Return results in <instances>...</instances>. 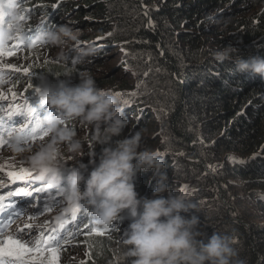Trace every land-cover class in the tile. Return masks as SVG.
Segmentation results:
<instances>
[{"label":"trees","instance_id":"obj_1","mask_svg":"<svg viewBox=\"0 0 264 264\" xmlns=\"http://www.w3.org/2000/svg\"><path fill=\"white\" fill-rule=\"evenodd\" d=\"M76 3L79 13L94 22V33H111L109 44L125 49L120 66L122 71L123 64L127 67L129 79L117 82L126 89L137 82L141 92L131 98V111L143 106L165 119L162 133L144 115L137 121L135 129L153 133L152 146H145L171 154L163 162L167 177L183 187L201 183L203 188L195 192L203 194L198 197L213 198V205L199 213L207 240L213 232L227 234L244 264H264V77L237 72L234 63L241 57H264V0ZM228 45L236 49L231 59H216L214 53ZM38 68L51 82L61 81L71 70L63 64ZM216 191L225 203L217 200ZM86 233L77 235L72 245L83 243L88 251L83 262L93 264L97 255L108 254L103 243L107 237L97 238L96 233H103L97 230Z\"/></svg>","mask_w":264,"mask_h":264},{"label":"clouds","instance_id":"obj_2","mask_svg":"<svg viewBox=\"0 0 264 264\" xmlns=\"http://www.w3.org/2000/svg\"><path fill=\"white\" fill-rule=\"evenodd\" d=\"M40 1L17 0L16 3V0H5L9 10L6 17L7 24L25 34L23 42L16 39L9 41V36L14 33L9 32L7 27L0 29V47L13 48L16 52V55L11 56L12 58L0 57V61L2 59L10 61L23 52L41 51L46 44L51 47H61L78 38L80 35L78 30L68 25L60 26L62 17L56 21V17L60 15L58 7L52 8V4L47 3L49 0H43L39 5ZM29 10H31V15H28ZM46 15L47 18L43 21L56 24L58 27L56 31L46 32L48 28L41 24L42 17ZM22 16L25 19L21 20ZM30 25L32 31L28 32ZM37 25H41V35L35 37ZM90 42L84 41L85 44ZM16 45L19 47H15ZM112 46L106 39L95 38L94 43L88 44L87 48L75 47L66 53L63 65L70 66L71 60L68 59L74 53L78 54L77 57L91 56L105 59L104 54L109 53ZM234 52L236 49L228 45L215 52L214 57L219 60H228ZM234 63L237 72H250L264 77V57L254 56L247 59L241 57ZM83 66L76 65V69ZM38 70V75L42 77L40 84L31 83L32 87L25 91L29 83L20 82L16 86V91L21 97L15 103L23 107L25 98L28 99L35 110L33 119H40L45 124L49 139L35 146L24 147L20 136L22 134L13 132L12 151L17 154L27 153L24 160L36 173L34 177L37 180L27 185L21 182L11 183L7 176L9 171H0L1 174L7 176L0 180L3 182L0 185V194L6 196L4 203L7 205L6 211L0 213V217H9L15 211L27 208L23 216L11 222L6 233L10 232L21 219L36 214L44 202V200H40L42 202L35 200L38 194H34L33 197L7 196L6 189L10 191H14L17 187L31 189L33 186L40 185L37 181H42L48 185L59 186V194L56 195L58 209L53 219L57 223H64L65 227L69 224L68 230L74 231L78 226L79 234H81L89 232L87 230L96 229L108 237L114 228L122 227L126 223L127 229L123 234L122 244L125 249L123 255L128 259L129 264H244L238 258V253L232 246V238L229 235L213 232L207 240L206 231L203 234L197 231L199 223L197 216L186 217L190 211L197 210L194 203L181 197L180 194L172 197L160 194L167 189V175L162 170L164 168L163 156L158 158L156 151L147 146H141L146 129L136 131L131 137L115 141L114 146L104 147L98 163L91 170H86V168L91 167L92 164L63 167V151L73 154L71 157L73 159L80 156L83 151L84 138L79 137L75 128L68 126L69 123L78 120L90 126L93 130L91 141L94 144L109 145L112 138L120 136L129 123L127 112H132L130 109L132 104L128 106L123 101L131 100V97L118 98L110 94L116 90L98 89L100 86H96L94 78L87 72L79 76L78 84L71 85L69 82H73L67 78L61 81L53 79L51 82L49 81L51 77L44 76L41 69L38 68ZM70 72L69 69L65 75H71ZM4 73L6 71L0 69L2 76ZM16 82H19V79ZM21 117L14 115L11 120H8L4 113H0V124L19 126L24 119L23 116ZM5 138L8 139L6 133ZM4 153L0 152V154ZM92 155L93 153L90 157ZM203 168L208 172L205 166ZM18 171L16 169L12 172ZM64 171L70 172L62 178L60 172ZM152 171L156 177L154 191H150L151 182L148 181ZM208 173L211 177L210 172ZM138 180L142 183L140 187L144 184L146 190H149L144 196H149L151 199L138 195L140 191L137 189V193L134 185ZM50 191H55V189ZM40 195L48 197L50 193L45 192ZM33 202H37L36 209L31 208ZM221 202L225 203L222 199ZM78 208L80 210L76 219L72 220L71 213ZM233 221L236 220L233 219ZM57 223L52 226H56ZM84 225L88 227L85 228ZM61 233L66 234L63 229ZM99 237L102 236H97ZM78 244L85 248L83 243Z\"/></svg>","mask_w":264,"mask_h":264},{"label":"rangeland","instance_id":"obj_3","mask_svg":"<svg viewBox=\"0 0 264 264\" xmlns=\"http://www.w3.org/2000/svg\"><path fill=\"white\" fill-rule=\"evenodd\" d=\"M81 2V0H79ZM76 0H65L64 2H59L58 3V14H62V24L61 25H68L74 30H78L80 32V35L78 36L77 40L80 42L79 49L82 48H87L88 44L91 45L94 43L95 38L101 37L99 36V33H94L93 31V23H90V17L82 15L80 12V9L76 7ZM47 18L46 16L42 17V20H45ZM53 17H51L52 19ZM94 18V17H93ZM50 19V20H51ZM95 19V18H94ZM56 25V24H55ZM58 27L56 26L55 30ZM52 32V30L48 29L46 32ZM102 37H107L106 35ZM106 39V38H104ZM103 39V40H104ZM90 42L88 44H85L84 41ZM76 43V41H70L66 45H63L61 47H51L46 44L43 50L41 51H35V52H23L19 53L17 56L14 57L12 60L5 61V59H2L0 61V69H3L6 71V73L3 74L2 79L5 81L4 84H0V90L4 91L6 95L9 96V100H11V95L8 92V89H11L17 94V97H21L18 95L16 91V86L22 82V81H27L28 83H38L40 84L42 77L38 75L39 70H38V65L42 66L44 64H64L65 58L64 55L68 53L70 50H72L73 45ZM99 44V43H98ZM119 48L116 50V48ZM112 46L111 50L109 53L104 54L105 59H100V58H92L91 56L87 57H77L78 54L74 53L72 57H70L68 60H71L70 62V67H71V75L69 74L66 78L72 81L73 83H70L71 85H76L80 82V75L82 73H89L95 80V84L100 86L98 89H112L116 91H120L122 93H128L131 91L137 92V95H140V89L137 88V82H134L132 86H130V89H126L123 87H120V83L117 82L119 79L122 78V80H127L129 79V71L127 67L123 64L125 67L124 70L122 71V68L120 66V62L122 60V57H125V49L123 47L119 46ZM74 57V60H73ZM12 58V57H11ZM6 64H12L16 67H19L21 69L23 68H29L30 75L26 76L23 74V71L16 72L13 71L12 69H9L5 67L4 65ZM96 64H102V65H96ZM76 65H84L80 69H76ZM35 73V75H34ZM33 74V75H31ZM46 75V72H45ZM131 76L133 77L132 73ZM19 79V82H16V80ZM140 84H145L144 81H140ZM135 96V97H136ZM132 98V97H131ZM7 103V102H4ZM132 104V103H131ZM128 114V125L122 130L120 136L113 137L112 141L110 142L109 145H99V144H94L91 141V135H92V128L90 126L82 124L78 120H73L69 123L68 126L74 127L75 130L77 131V134L79 137L84 138V143H83V151L80 156L75 157L74 159L71 158L73 154L67 153L66 151L62 152V164L63 167L66 166H78L80 164H92L91 167L86 168V170H91L92 167L95 166L96 163H98L99 156L101 154V151L104 147L108 146H114L115 141L124 139L125 137H131L138 129H135L136 123H137V117L141 116H146L149 118V122L151 124H156V131L155 132H163V128L161 124H165V119H159V116L157 113L150 112L148 110H145L143 106L139 107L137 110L132 111V112H127ZM138 114V115H135ZM140 121H144V118L141 119ZM145 122V121H144ZM161 125V127H160ZM165 126V125H163ZM139 128V127H138ZM152 132L150 130H146L144 134V138L141 142V146L144 147L145 144H149V146H152ZM49 137H47L43 142L40 140L33 142H29L28 144H24V147H27L28 145L35 146L38 143H44L47 142ZM163 137L160 136L159 140H162ZM157 156H163L162 161L167 163L169 161L170 156L167 155V153L155 149ZM0 152H5L4 154H0V167H3L4 171H14V170H20V168H26L31 170V168L28 166V164L25 162L24 157L27 155V153H22V154H17L14 151H12V147H7L5 146ZM93 153V155L90 157V154ZM162 154V155H161ZM13 157V158H11ZM165 158V160H164ZM94 160L95 162L91 163V160ZM172 167V166H171ZM170 167V168H171ZM81 170V169H80ZM32 171V170H31ZM33 176H36V173L34 171ZM70 171H64L60 172V175L62 178L66 177ZM209 175L208 172H206ZM7 176L5 174L0 173V180L5 179ZM148 181L151 182L150 186V191H154L155 186H156V177L152 174L150 175V178ZM38 184L44 183L45 182H40L37 181ZM140 181H136L135 185V190L137 192V189H139L140 193L138 194L139 196L143 197L145 192L147 193L148 191L146 190V187L144 184L140 187ZM166 185L167 189L164 193H160L162 195H168V197H172L173 195H179L188 201L194 203L196 205L197 210H192L190 213L186 214V217L195 215L198 218V225H197V231L200 234L205 233V229H207L205 226L200 224L201 219L199 218V213L202 211V209L207 205V206H212L213 204L211 203V200L213 199L212 197L209 198H201L198 196H201L203 192L201 191L199 194L198 190H201L203 188V184L197 183L193 185L192 187H183L181 184L176 181L173 178L167 177L166 180ZM59 187V186H58ZM181 188H186V190L181 191ZM213 192V189H211ZM138 193V192H137ZM193 193H196V198H192ZM217 200L220 198V195L218 191L215 192ZM189 196V198L187 197ZM144 198H149V196H144ZM221 200V198H220ZM206 203V204H205ZM22 204V203H21ZM226 208H228L227 204L225 205ZM58 208L54 209L53 212L51 213H46L45 215L42 216H37V219L34 221H29L26 218L21 219L20 222H18L16 225H14L13 229L10 232H15L17 227L22 226L26 222L34 223V224H51L54 225L57 223L56 220H54V216L56 214ZM69 224L66 225L65 228H69ZM117 226V225H116ZM115 229V230H114ZM108 235L107 240L103 241L105 244V247L107 249L108 254L105 256L97 255L96 258L98 261L95 259L93 260V264H129L128 259H126L123 255L125 249L122 244V240L124 238L123 234L125 233L127 229V224L125 223L122 227L117 226L114 228ZM201 229V230H199ZM118 238V240H117ZM197 238V237H196ZM85 248L83 245L78 244V245H69L66 246L65 250L61 252V264H81L82 261L86 258L87 255H85Z\"/></svg>","mask_w":264,"mask_h":264},{"label":"snow or ice","instance_id":"obj_4","mask_svg":"<svg viewBox=\"0 0 264 264\" xmlns=\"http://www.w3.org/2000/svg\"><path fill=\"white\" fill-rule=\"evenodd\" d=\"M58 3L52 4L51 7H58ZM8 14L9 10L7 9L5 0H0V29L7 27L9 32L14 33V35L9 36V41L16 39L20 42H23L25 33L20 30L16 31L12 25L7 24L6 17ZM28 15H31V10H29ZM23 19H25V17L22 16L21 20ZM41 24L52 31H54L56 28L55 24H51L50 22H45L43 20L41 21ZM149 24H152L151 20L149 21ZM27 31H32L31 25L28 27ZM40 35L41 25H37L35 27V37ZM110 35L111 33L106 34V36ZM104 38L106 37H98L97 39ZM74 41H76V43L73 45V47H79L80 42L77 39ZM15 47H19V45H16ZM14 55H16V52L13 50V48L6 46L0 47V57L6 58ZM4 66L16 72L23 71V74L26 76L30 75L29 68L21 69L12 64H6ZM144 75L146 77L148 72H145ZM0 77H2V74H0ZM4 83L5 81L0 78V84ZM31 87L32 84L29 83L25 91ZM136 87L139 88L140 85L137 84ZM8 92L11 95V100H9V96L6 95L4 91L0 90V113H4L8 120H11L14 115L23 116L24 119L19 124V126H5L0 124V150H2L5 146H12L11 138L14 131L22 134L20 136L22 137V142L24 144H28L30 141L34 143L37 140L43 142L47 137H49L48 129L40 119H33V113L35 110L28 102V99L25 98L24 106L21 107L15 103L18 99L17 94L11 89H8ZM110 94L115 95L118 98H121L122 96L135 97L137 92L131 91L128 93H122L120 91H116L110 92ZM4 102H7L6 106ZM131 102L132 101L129 99H125L123 101V103L128 106H130ZM140 118L141 117L138 116L137 121H139ZM5 133L7 134L8 139L5 138ZM201 143H204L203 138H201ZM261 151L264 152V147H262ZM226 159L233 162L236 161L235 157H227ZM216 167H222V165L214 166L213 170H215ZM3 170V167H0V171ZM7 176L9 177L11 183L21 182L25 185L31 184L33 181L37 180L36 177L33 176V172L31 170L23 167L20 168L18 172H7ZM2 184L3 182L0 181V185ZM51 189H55V191H50ZM184 190H186V188H181V191ZM45 192H49L50 195L48 197L40 195ZM34 194H38L35 196L36 201L44 200V203L36 214L28 215L27 219L29 221L36 220L37 216L51 213L58 207V201L56 200V195L59 194L58 186L41 183L39 186H33L31 189L28 187H17L13 192L7 193V196L18 195L22 197H33ZM5 199L6 196L0 194V213L6 211L7 205L4 203ZM37 206V202L31 203V208L36 209ZM79 210L80 208L74 209L72 211V220L76 219ZM26 212L27 208L19 209L8 217L7 223L0 225V264H61L60 254L65 250L66 246L73 244V241L80 232L79 227L77 226L74 231H70L65 228V224L62 222H58L56 226L47 224V222H45V224L26 222L22 226L17 227L15 232L6 233V229L10 227L11 222H14L15 218L23 216ZM84 227L87 228L88 225H84ZM62 229L66 234L61 233ZM93 232H96V230H91L86 234L92 235ZM96 234L103 235V233ZM85 254L87 255V253ZM81 264H84V262L82 261Z\"/></svg>","mask_w":264,"mask_h":264},{"label":"bare ground","instance_id":"obj_5","mask_svg":"<svg viewBox=\"0 0 264 264\" xmlns=\"http://www.w3.org/2000/svg\"><path fill=\"white\" fill-rule=\"evenodd\" d=\"M35 116H37L38 117V115H35ZM21 116L19 115V118H20ZM22 118V117H21ZM18 120V118L15 120V122ZM1 121V120H0ZM6 192H13V191H10V190H7L6 189ZM39 202H42V201H39ZM44 202H42V204H43ZM7 220H8V216H3V217H0V225H2V224H4L5 222H7Z\"/></svg>","mask_w":264,"mask_h":264},{"label":"water","instance_id":"obj_6","mask_svg":"<svg viewBox=\"0 0 264 264\" xmlns=\"http://www.w3.org/2000/svg\"><path fill=\"white\" fill-rule=\"evenodd\" d=\"M211 179L214 180L213 177H211ZM246 227H247V226H246Z\"/></svg>","mask_w":264,"mask_h":264}]
</instances>
